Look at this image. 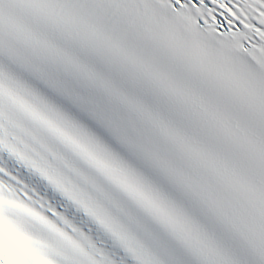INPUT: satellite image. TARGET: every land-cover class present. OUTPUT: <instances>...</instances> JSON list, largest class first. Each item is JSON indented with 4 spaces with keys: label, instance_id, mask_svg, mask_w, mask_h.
Returning <instances> with one entry per match:
<instances>
[{
    "label": "snow or ice",
    "instance_id": "6c2138e0",
    "mask_svg": "<svg viewBox=\"0 0 264 264\" xmlns=\"http://www.w3.org/2000/svg\"><path fill=\"white\" fill-rule=\"evenodd\" d=\"M0 264H264V0H0Z\"/></svg>",
    "mask_w": 264,
    "mask_h": 264
}]
</instances>
